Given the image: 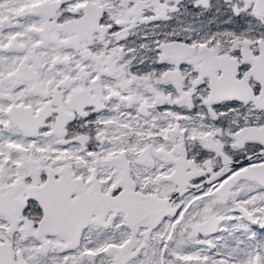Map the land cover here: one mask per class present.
I'll list each match as a JSON object with an SVG mask.
<instances>
[{"label":"snow or ice","instance_id":"6c2138e0","mask_svg":"<svg viewBox=\"0 0 264 264\" xmlns=\"http://www.w3.org/2000/svg\"><path fill=\"white\" fill-rule=\"evenodd\" d=\"M0 264H264V0H0Z\"/></svg>","mask_w":264,"mask_h":264}]
</instances>
